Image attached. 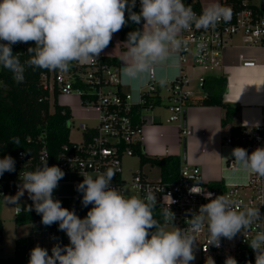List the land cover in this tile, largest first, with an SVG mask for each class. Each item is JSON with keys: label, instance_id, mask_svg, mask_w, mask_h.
Returning <instances> with one entry per match:
<instances>
[{"label": "clouds", "instance_id": "clouds-1", "mask_svg": "<svg viewBox=\"0 0 264 264\" xmlns=\"http://www.w3.org/2000/svg\"><path fill=\"white\" fill-rule=\"evenodd\" d=\"M137 0H0V67L12 74L19 84L27 68L67 72L73 61L97 60L109 46L113 35L129 21L142 27L127 34V48L121 60L119 81L128 87L134 103L142 102V92L151 86L154 73L157 83L165 86L178 75L173 51L187 48L180 33L193 27L205 32L215 30L221 22L228 23L232 9L220 3H210L198 15L184 0H139V12L134 11ZM127 13V17H126ZM29 59L23 63L21 53H13V45L28 44ZM206 42L196 43L203 53ZM197 58H202L198 55ZM19 145V137L10 140ZM231 157L242 169L264 178V147L251 153L235 147ZM11 155L0 159V177L15 171ZM117 169L109 167L95 176H83L76 185L82 193L83 207H92L85 217L62 206L54 198V190L65 172L57 165L49 166L47 159L34 170L19 174L20 184L13 196H3L5 203L19 205L27 192L32 207L45 226L58 224L69 243H56L51 248L37 244L30 250L28 264H192L195 261L194 233L208 234V245L220 247L221 238L233 240L243 230L251 231L253 221L259 220V208L234 210L225 196L211 198L199 207L186 229L174 226L175 213L170 205L154 217L157 196L147 191L143 197L126 196L112 185ZM199 194L197 185L189 189ZM175 201H171L174 203ZM19 211V209H18ZM173 225L171 230L167 225ZM255 255V264H264V228L257 225L255 234L247 241ZM215 264L209 258L206 264ZM225 264H237L233 257Z\"/></svg>", "mask_w": 264, "mask_h": 264}, {"label": "built area", "instance_id": "built-area-1", "mask_svg": "<svg viewBox=\"0 0 264 264\" xmlns=\"http://www.w3.org/2000/svg\"><path fill=\"white\" fill-rule=\"evenodd\" d=\"M215 2L232 9L230 22H221L215 30L207 32L193 27L187 32L180 33V37L187 41L188 46L181 51H173L177 54L180 63H185L189 59L192 67L207 73L222 70L224 67L222 50L226 39L231 35L241 34L249 44L264 45L262 0H236V3L232 0H215ZM184 3L191 5L198 15L206 7L205 0H184ZM136 6H140L139 0ZM201 39L206 42V48L203 53H198L196 43ZM198 55L202 58H197ZM103 58L100 54L97 60L73 61L71 69L67 72L56 70L41 75V86L48 91L50 103L53 101L54 93L76 94L80 99L81 108L95 113L94 119L97 123L88 126L84 122H79L77 129L83 134L81 141L69 142L57 155L51 154L42 142L41 148L36 152L19 150L15 156V171L5 172L0 177V199L3 196L15 195L20 184L19 174L25 170H34L44 159H47L49 166L57 165L64 172L80 174L89 172L97 174L114 167L117 171L112 185L124 194L123 186L127 182L123 181L121 176L122 160L126 156H137L136 147L142 152L144 129L147 125L155 123L152 117L144 116L142 111L153 109L155 106L149 99L154 96L161 98V96L154 73L151 86L142 92V102L134 103L131 91L124 90L120 84V66L108 64ZM254 64L252 60L243 61L244 66ZM195 79L198 89H203L205 77L198 75ZM164 91L167 94V102L164 106L168 113L166 122L176 123L179 136L184 140L191 134V130L183 124L182 119L184 107L192 95V90L181 68L178 75L166 84ZM205 97L204 93L203 98ZM69 119L73 120L72 116ZM27 142H30V138H27ZM224 144L244 147L249 153L257 147H264V119H261L250 132L243 131L236 139L227 136ZM227 167L235 168L233 158L227 159ZM247 174L243 185L219 184L217 187H212L210 183L203 181L198 166L181 162L178 177L174 182H164L160 177L152 180L138 169L132 173L129 185L139 197H143L146 190L152 191L157 196L156 209L160 214L170 205L171 211L175 213L174 226L180 229L188 228L190 219L198 213L201 205L208 202L209 195L211 198L225 196L237 211H246L249 207L259 208L260 219L253 221L251 231L243 230L231 241L221 238L220 247L208 245L206 230L193 234L196 241L194 248L196 259L192 264H206L209 258L213 259L215 264H225L229 257L235 258L237 264H255V255L247 241L255 234L257 225L264 228V178L250 172ZM197 185L203 192L190 193L189 189ZM171 201L175 202L171 203ZM91 207L92 205H89V209ZM22 212L19 207L14 210L15 216ZM32 234L30 238L34 245L39 244L47 248L49 255L52 248L50 242L53 241L54 244L59 242L62 245L69 243L66 233L58 229V224L45 226L38 223L37 229Z\"/></svg>", "mask_w": 264, "mask_h": 264}, {"label": "crops", "instance_id": "crops-1", "mask_svg": "<svg viewBox=\"0 0 264 264\" xmlns=\"http://www.w3.org/2000/svg\"><path fill=\"white\" fill-rule=\"evenodd\" d=\"M210 3L216 2L215 0H205L206 7ZM142 24L143 22H141L140 28ZM117 35L119 39V32H117ZM118 39L115 38L116 43L108 46L101 55L104 57L103 60L114 61L121 67V60L127 45L125 41ZM172 55L177 58V63L172 67L178 68L179 71L181 68L188 78L189 87L192 90V95L184 107L182 119L183 124L191 130V134L182 140L176 123L166 122L168 113L163 117L159 113L156 114L157 111L149 116L142 111L144 116L152 117L155 123L145 127L144 146L142 152H140L150 158L176 155L180 157L183 163L198 166L202 173V179L206 183H218L222 186L227 184L243 185L247 179L248 171L242 169L236 163L234 169L227 167V159L233 158L231 157V151L237 145H225L224 139L230 136L231 125H239L244 132H250L261 119H264V45L249 44L241 34L231 35L226 39L222 50V64L224 67L222 70L210 73L192 67L189 59L185 63H180L177 54L172 52ZM245 60H252L255 64L244 66L243 61ZM198 75H203L205 82L210 77L226 79L223 102L238 108L231 124L222 125L225 113L222 106L202 103L205 91L204 89H198L195 79ZM162 85V81L157 83L159 91L166 86ZM122 88L130 90L125 86ZM58 97L59 95H57L58 104L69 109L73 120H78V123H85L84 120H88V118H84L80 99L76 95H62L59 100ZM158 106L161 107L162 105ZM154 108V111L162 110ZM82 137L83 134L81 133V139ZM183 148H185L184 152ZM135 157L138 158V156ZM147 166L157 168L159 172L158 167L151 166L148 163L139 166V169L142 171V168ZM142 172L148 176L147 173ZM86 175L95 176L96 174L93 172L86 174L65 172L64 178L59 181V186L53 193L54 198L60 201L65 200L68 209H74L80 217L86 216L89 206H82V193L77 192L76 185Z\"/></svg>", "mask_w": 264, "mask_h": 264}, {"label": "trees", "instance_id": "trees-1", "mask_svg": "<svg viewBox=\"0 0 264 264\" xmlns=\"http://www.w3.org/2000/svg\"><path fill=\"white\" fill-rule=\"evenodd\" d=\"M236 3V0H232ZM139 12V7L133 9ZM127 17V13H126ZM141 25V24H140ZM140 25L131 21L119 31V39L127 41V34L140 28ZM3 41H0L2 43ZM112 45V41L109 46ZM34 42L20 45H13V53H21L20 60L23 63L29 59L27 49L34 47ZM105 61V60H104ZM108 64H116L114 61H105ZM47 69L27 68L25 79L17 84L11 72L0 67V159L5 155H11L14 159L19 150L38 151L41 148V142L45 144L47 150L57 155L62 147L69 141V127L67 122L71 116L68 108L61 106L57 102V93H54L52 103L49 101V93L41 86V75L48 73ZM226 86V79L222 77H210L204 83L203 89L206 97L202 103L206 105H220L225 109L222 125L232 123L238 108L223 102V92ZM154 106L161 104V98L154 96L149 99ZM139 109V108H138ZM243 132L239 125L230 126V137L238 138ZM13 137H19V145L13 144L10 140ZM87 137V135H86ZM30 138V142H27ZM139 159V166L150 164L159 168L160 178L164 182H174L178 177V172L182 160L176 155H168L162 158H150L135 148ZM212 187H217L218 183H210ZM62 206L68 208L65 200H61ZM32 207V201L29 199L28 209L15 216V222L19 225L27 223L41 222V216ZM154 217L163 220L158 209H154ZM52 226V225H51ZM2 224L0 222V242ZM35 247L33 240H17L15 242V256L11 259L0 258V264H28L30 250Z\"/></svg>", "mask_w": 264, "mask_h": 264}, {"label": "rangeland", "instance_id": "rangeland-1", "mask_svg": "<svg viewBox=\"0 0 264 264\" xmlns=\"http://www.w3.org/2000/svg\"><path fill=\"white\" fill-rule=\"evenodd\" d=\"M117 36H118L117 33L113 35L112 44L116 43L115 38L118 39ZM160 90H161L160 96L162 98V106L161 107L158 106L155 108H160L162 110L154 111L153 109H145L143 110L145 114L150 116L151 114H154L155 112L158 111L156 114L159 113L163 115V117H165L167 110L164 106L167 102V99H166L167 94L163 88H161ZM71 95H76V94H71ZM61 96L59 95L58 100L60 99ZM82 111H84V118H88V120H84L85 123L88 126L96 125L97 121L94 119L95 113L93 111H86L83 108H82ZM77 123H78V120L69 119L67 122V126L69 127V140L79 142L81 140V132L77 129ZM138 163H139L138 158L135 156H132V157L126 156L122 160L121 176H122V180L127 182L123 186L124 194L126 196H131V195L138 196L137 192L133 190L132 187L129 185L132 173L139 169ZM142 171L147 173L148 177L152 180H156L159 178V172L157 168H151V167L149 168L147 166V167H143ZM8 196H11V195H8ZM28 206H29V197H28L27 192H25L24 196L21 197L19 201V205L8 204V203H5L3 198L0 199V222L2 224V231H1L2 240L0 242V258H5V259L14 258L15 242L19 239L28 240V238L33 235L32 233L37 229L38 223H27V224L19 225L15 222L14 210L19 207L24 211L28 209ZM166 227L169 230L173 228L171 225H167ZM52 242H50L51 247L54 245V242L53 243Z\"/></svg>", "mask_w": 264, "mask_h": 264}, {"label": "water", "instance_id": "water-1", "mask_svg": "<svg viewBox=\"0 0 264 264\" xmlns=\"http://www.w3.org/2000/svg\"><path fill=\"white\" fill-rule=\"evenodd\" d=\"M261 9H262V11H264V0H262V2H261ZM143 22V21H142ZM184 149L185 148H183V152H184Z\"/></svg>", "mask_w": 264, "mask_h": 264}]
</instances>
